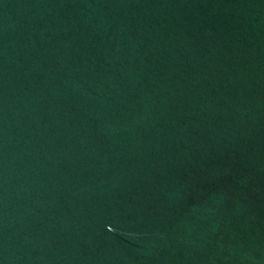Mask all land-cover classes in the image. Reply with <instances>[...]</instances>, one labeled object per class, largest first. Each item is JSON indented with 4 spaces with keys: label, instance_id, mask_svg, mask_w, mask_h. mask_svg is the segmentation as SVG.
<instances>
[{
    "label": "water",
    "instance_id": "1",
    "mask_svg": "<svg viewBox=\"0 0 264 264\" xmlns=\"http://www.w3.org/2000/svg\"><path fill=\"white\" fill-rule=\"evenodd\" d=\"M20 264H264V0H100Z\"/></svg>",
    "mask_w": 264,
    "mask_h": 264
}]
</instances>
